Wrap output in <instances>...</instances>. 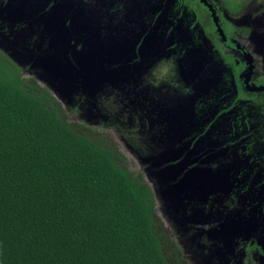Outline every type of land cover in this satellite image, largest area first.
Returning <instances> with one entry per match:
<instances>
[{"label": "flooded vegetation", "instance_id": "af4514ba", "mask_svg": "<svg viewBox=\"0 0 264 264\" xmlns=\"http://www.w3.org/2000/svg\"><path fill=\"white\" fill-rule=\"evenodd\" d=\"M63 2L66 51L35 33L11 44L30 55L23 65L8 48L0 54L50 91L71 121L133 157L176 264H204L209 248L215 263L264 264V54L253 37L258 22L264 31V0H51L45 10ZM26 28L0 20L8 41ZM58 52L68 71L36 62ZM202 171L198 188L184 184L178 209L156 192L159 174L171 188Z\"/></svg>", "mask_w": 264, "mask_h": 264}, {"label": "trees", "instance_id": "16d2710c", "mask_svg": "<svg viewBox=\"0 0 264 264\" xmlns=\"http://www.w3.org/2000/svg\"><path fill=\"white\" fill-rule=\"evenodd\" d=\"M153 191L0 54V264H172Z\"/></svg>", "mask_w": 264, "mask_h": 264}, {"label": "water", "instance_id": "95a60500", "mask_svg": "<svg viewBox=\"0 0 264 264\" xmlns=\"http://www.w3.org/2000/svg\"><path fill=\"white\" fill-rule=\"evenodd\" d=\"M50 1L51 0H0V20H2L4 23H7L9 26H14L21 23L27 24L26 29L13 30L11 33L13 40L8 41L10 37H4L0 34V46L8 48L14 52L15 55L12 54L11 57L18 65H23V58L29 57L30 55H25L23 51H14L11 48V44L13 42H20L24 44L30 38V36L35 33H39L42 37L46 36L49 40V43L55 46L58 50H67L66 37L68 36V30L64 26L63 21L64 16L68 13L66 4L67 2L60 3V5L55 6L52 9L45 10ZM258 27H260V29L263 28L260 22H258L256 29L253 31V37L256 39L258 46H260V49L264 54V31L260 32ZM62 41L63 47H61ZM80 56V52L77 51L76 58ZM36 62L43 64L46 68L49 67L50 70L51 67H53L58 72H63V70L68 71L66 69L70 68L66 62L62 61L60 52L54 55H41L36 59ZM80 62V67L82 68V64L85 62V59H80ZM84 77L88 83H95L97 82L96 77L98 78V76L90 73H84ZM88 110L92 113V107H89ZM144 156H142V158ZM142 163L145 165L147 164V162ZM178 169L179 167L177 170ZM146 170H149V168H146ZM146 172L147 174H150L148 171ZM201 173L204 176L208 174L206 171L190 173L184 181L175 183V185H172L171 188L167 187L164 178L160 176L161 174H159L158 176L160 177L161 183L160 193L158 190H156V192L169 202V208L176 207V209H178V197L184 184L187 183L188 185L198 188V181ZM174 213L177 220L180 223H183V215H181L177 210H175ZM197 234H200V232ZM208 234H212V232L209 231ZM230 235L232 236V232ZM201 257L204 264H221L218 261L217 263L214 262L217 260L216 251L212 250L211 248H209L207 252L202 250Z\"/></svg>", "mask_w": 264, "mask_h": 264}, {"label": "rangeland", "instance_id": "374dc122", "mask_svg": "<svg viewBox=\"0 0 264 264\" xmlns=\"http://www.w3.org/2000/svg\"><path fill=\"white\" fill-rule=\"evenodd\" d=\"M123 153L125 154V156L127 157V165L128 167L130 168V170L136 172L138 170V165L137 163L135 162V160L133 159V157L127 155L128 152L127 151H123ZM171 253H174L175 254V250L174 249H171ZM173 261V260H172ZM174 264H176L174 261H173ZM172 263V264H173Z\"/></svg>", "mask_w": 264, "mask_h": 264}]
</instances>
